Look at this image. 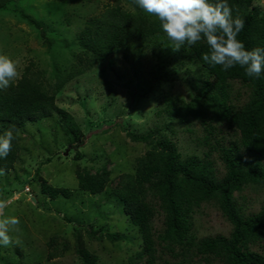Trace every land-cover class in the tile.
<instances>
[{
    "label": "trees",
    "instance_id": "obj_1",
    "mask_svg": "<svg viewBox=\"0 0 264 264\" xmlns=\"http://www.w3.org/2000/svg\"><path fill=\"white\" fill-rule=\"evenodd\" d=\"M17 1L0 0V9ZM255 1L228 0L233 18L239 16L245 22L238 39L248 50L264 48V10ZM26 17L44 43L52 46L54 40L47 36L46 28ZM150 43L176 60L197 66L194 95L188 102L175 104L172 100L168 113L189 135L198 153L184 157L173 140L174 131L171 135L159 129L143 135L128 131L131 140L149 146L137 157L135 172L120 174L113 184L109 160L95 172L79 165L80 190L91 194L109 191L137 228L140 248L123 264H264V198L257 207L251 198L254 192L264 196V73L250 78L238 65L224 71L219 65L207 64L202 55L209 49L203 40L174 51L158 18L138 6L127 8L123 0L108 3L101 13L86 20L73 64L68 70L57 67L55 82L45 81L31 64L8 89L0 90V123L4 124L0 135L12 128L15 137L10 153L0 158V171L14 167L20 147L18 133L29 121L58 113L71 142L81 145L84 133L70 113L58 107L57 94L110 54L134 48L141 51ZM41 192L52 199L73 193L45 178ZM213 213L221 216L229 230L210 233L202 225L206 230L202 234L198 218L208 223ZM73 230L82 264H110L101 263L89 250L83 231L90 240L124 239L120 231L96 227L93 222ZM57 239L55 236L49 243L54 248L49 258L63 254L68 247L65 244L58 253Z\"/></svg>",
    "mask_w": 264,
    "mask_h": 264
},
{
    "label": "rangeland",
    "instance_id": "obj_2",
    "mask_svg": "<svg viewBox=\"0 0 264 264\" xmlns=\"http://www.w3.org/2000/svg\"><path fill=\"white\" fill-rule=\"evenodd\" d=\"M114 1L19 0L11 3L0 9V55L18 62L16 80L27 66L34 64L33 70L53 83L57 67L68 70L73 64L86 20ZM255 3L264 10V0ZM123 4L132 9L137 6L135 0H123ZM26 15L46 28L47 36L54 40L52 46L44 43ZM197 71V66L174 59L153 43L146 44L141 51L138 48L119 50L69 81L57 94L58 107L70 113L84 133L81 145L71 142L58 113L27 122L18 133L20 147L14 167L0 171V199L9 201L4 213L19 219V224L9 231L10 246H0V264H82L75 251L73 228L88 226L91 222L96 227L120 231L124 239L90 240L83 231L89 250L100 257L101 263H126L140 248L142 238L137 228L109 191L91 194L80 190L76 169L81 165L95 172L109 160L113 184L120 174L135 172L137 157L149 146L131 140L128 131L138 135L155 129L169 135L174 131L173 140L184 157L198 153L189 135L168 113L172 100L178 104L192 98ZM3 125L0 123V131ZM42 178L54 186L70 188L72 195L50 198L41 192ZM251 198L256 206L264 196L254 192ZM209 219L208 223L197 220L202 234L209 228L210 233L227 232L230 228L216 213ZM55 236L58 253L65 244L68 247L63 254L49 258L54 251L49 243Z\"/></svg>",
    "mask_w": 264,
    "mask_h": 264
},
{
    "label": "clouds",
    "instance_id": "obj_3",
    "mask_svg": "<svg viewBox=\"0 0 264 264\" xmlns=\"http://www.w3.org/2000/svg\"><path fill=\"white\" fill-rule=\"evenodd\" d=\"M135 3L158 18L162 31L174 45V51L203 40L209 49L202 55L207 64L219 65L224 71L238 65L250 78H259L264 73V48L248 50L238 39L245 22L239 16L233 18L228 0H135ZM17 64L9 56L0 55V90L8 89L18 78ZM14 139L12 128L0 135V158H6L10 153ZM8 203L7 199H0L2 247L10 246L12 238L9 231L19 224L17 217L5 215Z\"/></svg>",
    "mask_w": 264,
    "mask_h": 264
},
{
    "label": "bare ground",
    "instance_id": "obj_4",
    "mask_svg": "<svg viewBox=\"0 0 264 264\" xmlns=\"http://www.w3.org/2000/svg\"><path fill=\"white\" fill-rule=\"evenodd\" d=\"M44 179V178H43ZM44 183V182H43Z\"/></svg>",
    "mask_w": 264,
    "mask_h": 264
}]
</instances>
